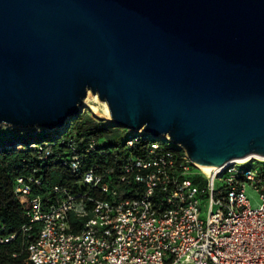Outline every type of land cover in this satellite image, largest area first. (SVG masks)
Listing matches in <instances>:
<instances>
[{"label":"water","instance_id":"water-1","mask_svg":"<svg viewBox=\"0 0 264 264\" xmlns=\"http://www.w3.org/2000/svg\"><path fill=\"white\" fill-rule=\"evenodd\" d=\"M115 126L213 167L264 156V0H0V124Z\"/></svg>","mask_w":264,"mask_h":264},{"label":"built area","instance_id":"built-area-1","mask_svg":"<svg viewBox=\"0 0 264 264\" xmlns=\"http://www.w3.org/2000/svg\"><path fill=\"white\" fill-rule=\"evenodd\" d=\"M130 132L127 147L143 136L151 143L123 163L117 179L93 168L84 173V182L103 196L55 187L53 201L30 198L23 233L41 223L25 244L31 264H264V156L234 159L207 173L168 135ZM170 146L181 149V158ZM96 149L92 140L87 151ZM80 159L72 162L75 172ZM32 180L18 177L15 193L30 195ZM249 190L259 195L255 207ZM71 214L83 219L79 231ZM14 238L0 236V243Z\"/></svg>","mask_w":264,"mask_h":264},{"label":"trees","instance_id":"trees-1","mask_svg":"<svg viewBox=\"0 0 264 264\" xmlns=\"http://www.w3.org/2000/svg\"><path fill=\"white\" fill-rule=\"evenodd\" d=\"M127 131L112 122H104L90 113L81 112L61 129L58 137L31 140L27 144L23 143V137L0 141V236L15 234L12 241L0 243V264H31L25 244L27 239L35 238L41 228V223L36 222L30 233H23V226L30 223L25 212L31 197L39 195L53 201L58 195L54 192L55 187L101 197L103 195L98 189L84 182L85 171L93 168L105 179L114 181L131 155L145 153L151 139L143 136L133 146L127 147L126 140L131 134ZM92 140L97 142V149L87 151ZM33 143L36 145L31 146ZM39 146L45 147L49 155ZM167 148L181 158L180 148ZM76 156L81 159L75 172L72 162ZM18 177L33 179L30 195L15 193ZM69 221L75 231L81 229L82 218L71 214Z\"/></svg>","mask_w":264,"mask_h":264},{"label":"rangeland","instance_id":"rangeland-1","mask_svg":"<svg viewBox=\"0 0 264 264\" xmlns=\"http://www.w3.org/2000/svg\"><path fill=\"white\" fill-rule=\"evenodd\" d=\"M88 93H91V95L90 97L87 96L84 99L83 106H81L82 112L90 113L93 116L99 118L101 121L112 122L114 124L111 115L106 112L103 103L94 99V97L92 96V94L94 93H92V91H89ZM45 130L47 131L42 134L41 132H44ZM126 130H128L127 132L130 131L129 129ZM60 134V128L48 129L39 126L18 127L10 124H0V141L23 137V143L27 144L31 140L55 138L58 137ZM219 184L220 182L219 180H217L216 186H219ZM248 195L251 201V205L254 207L257 206L260 201L258 193L253 190H249Z\"/></svg>","mask_w":264,"mask_h":264},{"label":"bare ground","instance_id":"bare-ground-1","mask_svg":"<svg viewBox=\"0 0 264 264\" xmlns=\"http://www.w3.org/2000/svg\"><path fill=\"white\" fill-rule=\"evenodd\" d=\"M91 93H88V97H90ZM92 96L94 97V99H96L97 101H101L105 107V110L106 112L110 115V109H109V106H108V103L105 101V100H101L97 94H92ZM198 166L203 169L205 172H210L214 169L213 166H210V165H206V164H200V163H197Z\"/></svg>","mask_w":264,"mask_h":264}]
</instances>
